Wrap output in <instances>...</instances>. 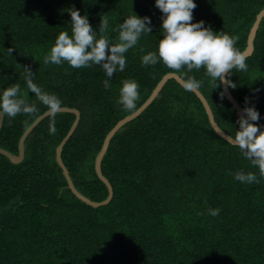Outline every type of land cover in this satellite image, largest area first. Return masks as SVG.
<instances>
[{
  "label": "trees",
  "instance_id": "1",
  "mask_svg": "<svg viewBox=\"0 0 264 264\" xmlns=\"http://www.w3.org/2000/svg\"><path fill=\"white\" fill-rule=\"evenodd\" d=\"M196 5L193 19L228 34L242 52L264 0H196ZM71 7L97 29L101 16L107 17L105 35L113 42L118 36L113 29L125 16L151 18L152 32L124 54L126 66L113 74L108 88L97 66L44 63L59 32L70 31ZM160 25L154 0H0V90L17 84L38 109L4 116L0 147L18 154L24 131L46 111L28 90L30 78L61 106L80 111L62 160L75 187L102 201L109 190L95 159L107 133L138 109L168 72L198 81L216 122L233 137L236 109L203 68L141 66L140 57L156 50ZM254 43L247 69L232 70L236 87L229 88L242 106L247 97L261 114L256 123H264V17ZM124 79L139 86L134 111L117 103ZM75 118L58 111L50 134L53 117H44L26 137L18 163L0 153V264H264V177L216 133L194 91L168 79L155 99L115 132L101 161L113 196L99 206L72 191L56 160V148ZM239 170L255 173L258 182L234 179ZM215 208L219 214L209 215Z\"/></svg>",
  "mask_w": 264,
  "mask_h": 264
},
{
  "label": "clouds",
  "instance_id": "2",
  "mask_svg": "<svg viewBox=\"0 0 264 264\" xmlns=\"http://www.w3.org/2000/svg\"><path fill=\"white\" fill-rule=\"evenodd\" d=\"M161 11V38L155 51H149L140 57L141 66L163 63L170 69L188 70L203 68L211 82L225 85L221 91L223 97L227 87L236 84L229 78L233 69L246 70V54L234 47V39L222 31H215L205 25V21L194 20L193 10L196 0H154ZM70 19V31H61L54 44L44 56V63L57 65L67 62L73 68L97 66L106 79L104 87H110L113 74L123 71L126 66L125 53L135 46L143 33L152 32L151 18L147 15L125 16L118 28L115 42L105 35L109 28L107 17L101 16L98 29L93 27L86 14L71 7L67 9ZM11 51V49H9ZM28 90L33 93L41 105L53 117L48 131L55 133L54 116L59 111L61 102L55 94L39 89L32 80H26ZM138 83L134 79H124L119 88L117 103L123 109L134 111L139 98ZM185 89L199 87V82L189 78L183 84ZM38 111L36 103H29L20 94L19 85L13 84L0 90V115L15 117L19 113L33 114ZM254 104L245 98V105L237 118L238 127L232 140L241 155L256 167L259 176L264 177V123ZM234 179L244 182H258L257 175L243 170L234 173ZM219 209H209V215L216 216Z\"/></svg>",
  "mask_w": 264,
  "mask_h": 264
},
{
  "label": "water",
  "instance_id": "3",
  "mask_svg": "<svg viewBox=\"0 0 264 264\" xmlns=\"http://www.w3.org/2000/svg\"><path fill=\"white\" fill-rule=\"evenodd\" d=\"M264 17V8H262L260 10V12L257 14L256 20L253 24V26L250 29V32L248 34V38H247V46L246 48L242 51L243 53L246 54V57L252 55V53L254 52L255 49V37L257 34V30L259 28L260 22L262 20V18ZM170 78H175L180 84H184V82L186 81L181 75H179L176 72H168L166 73L161 80L158 82V84L156 85V87L153 89L152 93L150 94V96L148 97V99L138 108L136 109L134 112L126 115L124 118L120 119L116 125L107 133L105 140L103 142V145L100 149V151L98 152L96 159H95V169L96 172L98 174V176L100 177V179L102 181L105 182V184L108 187L109 190V194L107 196L106 199L102 200V201H94L91 200L90 198H88L87 196H85L84 194H82L74 185L69 170L67 169V167L65 166L63 160H62V151H63V146L65 145V143L67 142V140L69 139V137L71 136V134L73 133V131L75 130V128L78 125V122L80 120V111L77 108H69V107H65V106H61L59 111H68V112H73L76 115V118L70 128V130L68 131V133L66 134V136L62 139V141L60 142V144L57 146L56 148V160L57 163L60 165V167L62 168L63 174L65 175L67 181H68V185L69 187L72 189V191L83 201H85L86 203L92 205V206H99L102 204H106L108 203L112 196H113V188L111 183L109 182V180L104 176L102 169H101V161L103 158V155L105 154L110 140L112 138V136L115 134V132L122 126L124 125L126 122L132 120L133 118H135L136 116H138L154 99L155 97L159 94L160 90L162 89V87L164 86L165 82L170 79ZM222 87L224 88L225 85L222 84ZM192 91H194L197 96L200 98V100L202 101L206 112L208 114L209 117V121L212 125V127L214 128V130L216 131L217 134H219L220 136H222L223 138H225L226 140H228L229 142H231L232 144H235L234 141L232 140V136L229 135L227 132H225L220 126L219 124L216 122L214 114H213V110L208 102V100L206 99V97L204 96V94L200 91V89L198 87H193L192 89H190ZM227 99L234 105L235 109H236V113L237 116H239L241 114V110L244 106L241 105V103L233 96L231 90L229 87H227V91L225 93ZM47 115H49V113L47 112V110L42 113L41 115H39L33 122L32 124L24 131L23 135L20 138V142H19V152L18 154H14L9 152L8 150L0 147V153L6 155L13 163H18L20 161L23 160L24 158V154H25V146H24V141L26 139V137L28 136V134L32 131V129ZM3 120L4 117L2 115H0V129L2 127L3 124Z\"/></svg>",
  "mask_w": 264,
  "mask_h": 264
}]
</instances>
